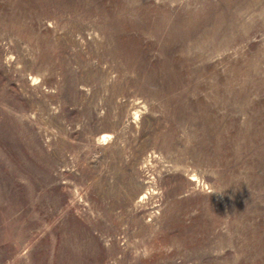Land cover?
<instances>
[{
  "label": "rangeland",
  "instance_id": "374dc122",
  "mask_svg": "<svg viewBox=\"0 0 264 264\" xmlns=\"http://www.w3.org/2000/svg\"><path fill=\"white\" fill-rule=\"evenodd\" d=\"M0 264H264V0H0Z\"/></svg>",
  "mask_w": 264,
  "mask_h": 264
}]
</instances>
